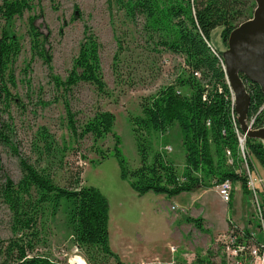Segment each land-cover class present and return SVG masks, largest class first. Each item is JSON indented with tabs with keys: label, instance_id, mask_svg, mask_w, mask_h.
Returning <instances> with one entry per match:
<instances>
[{
	"label": "rangeland",
	"instance_id": "rangeland-1",
	"mask_svg": "<svg viewBox=\"0 0 264 264\" xmlns=\"http://www.w3.org/2000/svg\"><path fill=\"white\" fill-rule=\"evenodd\" d=\"M35 17L36 25L49 38L53 54L50 68L39 59L32 60L28 31L30 19ZM87 27L100 45L106 89L101 93L94 85L80 83L66 92L59 84L66 82L72 72ZM4 30L21 39L23 51L13 66L16 86L11 87L12 99L0 103V187L7 179L15 183L21 179L22 160L49 174L61 187L70 186L74 174L83 170V184L98 188L109 199L114 252L126 264H138L139 258L154 254L163 257V264H223L218 239L227 233L229 219L241 230L261 237L256 200L247 188V177L249 167L251 172L260 171L263 176L264 168L254 158L249 165L245 143L247 163L243 165V176L249 195L244 193L240 182L233 184L230 209L222 201L217 186L203 189L197 195L176 196L178 199L173 201L166 197V204L156 202L157 194L152 192L140 197L128 180L121 179L112 151V135L97 141L91 136L79 139L73 135L67 103L79 128L99 109L112 112L117 118L114 132L122 138L130 169L140 166L130 116L143 115V98L189 76L184 57L164 50L157 35L144 26L142 19L132 21L124 11L111 9L107 0H43L41 6L12 22L0 19V37ZM220 33L218 28L212 35L213 44L219 47ZM179 91L191 94L188 87H179ZM248 124L251 126L250 121ZM45 136L52 151L44 143ZM149 137L150 161L155 153L161 152L182 176L186 151L179 125L175 124L165 134L150 132ZM98 151H110V155L101 160ZM87 164L91 165L88 169ZM197 196L199 202L192 206L184 204ZM178 202L184 204L182 209L172 205ZM43 211L34 230L16 232L15 216L0 198V264L6 259L5 250L10 242L20 239L27 246L32 244L30 255L44 256L59 264H71L80 258L88 264L87 249L80 248L74 238L69 205L63 203L55 215L51 206H45ZM188 217L203 218L206 231L188 223ZM157 262L150 258L147 264Z\"/></svg>",
	"mask_w": 264,
	"mask_h": 264
},
{
	"label": "trees",
	"instance_id": "trees-1",
	"mask_svg": "<svg viewBox=\"0 0 264 264\" xmlns=\"http://www.w3.org/2000/svg\"><path fill=\"white\" fill-rule=\"evenodd\" d=\"M43 0H3L0 19L12 22L41 6ZM108 6L125 12L132 21H139L158 37L160 46L167 52L184 57L189 76L178 84L167 86L155 95L143 98L142 116H130L140 157V166L130 169L122 149V138L114 132L116 116L112 112L97 110L82 127H78L67 103L70 129L74 136L95 141L112 135L113 155L117 159L121 179L128 180L132 189L142 197L150 192L174 198L184 193L211 189L230 181L241 183L245 194L246 177L243 176L245 160L240 149L238 131L241 132L234 112L232 93L225 70L223 52L228 47L230 34L240 24L253 17L256 4L253 0H107ZM221 28L219 47L213 44L212 35ZM32 60L39 59L49 68L53 54L49 38L30 19L28 31ZM23 51L21 39L4 30L0 37V103L12 99L11 87L16 86L13 66ZM196 74H199L197 76ZM207 81L206 84H203ZM80 83L91 84L104 93L106 83L101 72L100 45L96 35L87 27L84 41L70 76L59 84L70 91ZM179 87H188L190 95L182 94ZM251 96L248 121L257 130L264 126V93L260 86L247 83ZM178 124L186 151L185 170L181 176L166 156L157 152L150 161L149 133L165 134ZM210 124V125H209ZM44 143L52 151L45 136ZM227 151L233 164H229ZM101 160L110 151H98ZM245 154L251 166L254 158L264 168V142L246 138ZM251 168V167H250ZM22 177L15 183L7 179L0 187V198L9 205L15 216L16 232L34 230L45 206L52 207L55 215L63 203L69 205V222L80 248L87 249L88 264H125L110 244V202L96 187L84 185L83 170L73 176L68 187H61L53 178L35 166L21 161ZM233 197V194H232ZM231 209V202L228 203ZM188 223L199 231H206L203 218L188 217ZM15 227V228H16ZM237 228L250 245H260V240L241 230L228 220V229ZM24 239L11 241L6 248V259L1 264H59L50 258L30 255ZM208 264H212L208 262Z\"/></svg>",
	"mask_w": 264,
	"mask_h": 264
},
{
	"label": "water",
	"instance_id": "water-1",
	"mask_svg": "<svg viewBox=\"0 0 264 264\" xmlns=\"http://www.w3.org/2000/svg\"><path fill=\"white\" fill-rule=\"evenodd\" d=\"M253 1L256 4L253 17L230 34L222 57L241 132L245 139L264 142V126L255 130L248 124L251 96L247 83L260 86L264 93V0Z\"/></svg>",
	"mask_w": 264,
	"mask_h": 264
},
{
	"label": "built area",
	"instance_id": "built-area-1",
	"mask_svg": "<svg viewBox=\"0 0 264 264\" xmlns=\"http://www.w3.org/2000/svg\"><path fill=\"white\" fill-rule=\"evenodd\" d=\"M196 75L199 76V74ZM238 137L243 158L247 163L244 154L245 141L242 139L244 135L238 131ZM227 158L229 164H233L232 154L229 151H227ZM247 188L256 200L257 217L260 222L259 235H261V237L255 236L252 233L251 235L260 240V245L252 244L249 246L244 235L240 231L238 232L237 228H233L232 230L228 229L227 233L221 235L218 239V243L222 248L223 264H264V176L260 171L253 170V172H251L249 167ZM217 189L222 201L228 204L233 194L232 182L225 181L219 184ZM172 251L175 253L176 248L173 247Z\"/></svg>",
	"mask_w": 264,
	"mask_h": 264
},
{
	"label": "crops",
	"instance_id": "crops-1",
	"mask_svg": "<svg viewBox=\"0 0 264 264\" xmlns=\"http://www.w3.org/2000/svg\"><path fill=\"white\" fill-rule=\"evenodd\" d=\"M91 165H89V164H87L86 165V169H88L89 167H90ZM86 171V170H85ZM85 180V179H84ZM205 191V190H204ZM203 192V190L201 191V190H199V191H197V192H195V193H184V194H181V195H179L180 197L181 196H183V195H186V194H192V195H197V194H200V193H202ZM179 196H177L178 198H179ZM157 197V198H156ZM159 198V199H158ZM178 198H174V199H178ZM154 199H155V201L156 202H159V203H161V204H166L167 202V198H166V196H164V195H157V196H154ZM173 198L172 199H169L170 201H173L174 200ZM200 201V197L199 196H197V197H195V198H192L190 201H188L187 203H184V204H186V205H188V206H192V205H194L196 202H199ZM169 204V203H168ZM184 204H181V203H175V204H172V205H175V206H177V207H179V209H182V206L184 205ZM172 205H170V207H169V210L171 209L172 210V208L173 207H171ZM174 206V207H175ZM202 210H200V212H201ZM169 211H167V213H168ZM201 213H199L198 215L199 216H202V215H200ZM205 222L207 223V224H209L208 223V221L205 219ZM227 229V228H226ZM226 229H224V230H226ZM223 232V231H222ZM110 244H111V248H112V250L113 251H116V249H115V247H113V244H115L114 243V241H113V244H112V238H111V234H110ZM171 243H169V245H170ZM171 246V245H170ZM116 253V252H115ZM151 258V260H158V262L156 263V264H163L164 263V260H163V257L161 256V255H157V254H154V255H152V256H150V257H143V258H139L138 260H136V263H138V264H147L148 263V261H149V259ZM122 262L123 263H125L126 264V262L125 261H123L122 260Z\"/></svg>",
	"mask_w": 264,
	"mask_h": 264
},
{
	"label": "bare ground",
	"instance_id": "bare-ground-1",
	"mask_svg": "<svg viewBox=\"0 0 264 264\" xmlns=\"http://www.w3.org/2000/svg\"><path fill=\"white\" fill-rule=\"evenodd\" d=\"M71 264H86V263H85V261L83 259L76 258V259L72 260Z\"/></svg>",
	"mask_w": 264,
	"mask_h": 264
}]
</instances>
